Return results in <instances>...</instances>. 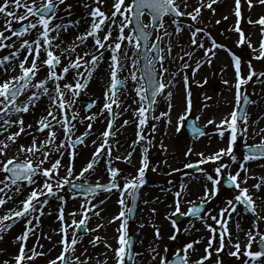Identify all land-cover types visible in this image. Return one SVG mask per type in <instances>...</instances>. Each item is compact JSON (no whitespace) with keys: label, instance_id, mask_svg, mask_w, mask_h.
I'll return each instance as SVG.
<instances>
[{"label":"snow or ice","instance_id":"obj_1","mask_svg":"<svg viewBox=\"0 0 264 264\" xmlns=\"http://www.w3.org/2000/svg\"><path fill=\"white\" fill-rule=\"evenodd\" d=\"M218 2L219 0H198L197 6L193 7L188 0H111L105 11L103 8L107 0H76L77 5L84 9V14L74 18V4L68 0H0V208L4 209L0 214V240L4 239L3 234L14 225L23 223L21 232L14 238L16 254L10 260L0 261V264H35L38 257L49 254L42 251L43 245L39 243L40 237L36 233L41 226V217L52 215V212L45 211L51 199L59 201L56 219L60 227L53 229V232L60 239L53 248L59 247L60 251L47 264H109V260L112 264H137V257H143L149 264H224V257L235 258L233 264H264V215L260 214L264 212V208H260V203H264V175H254L249 166L251 162L257 161L264 166V136H261L259 143L248 144L247 110H237L241 102L245 105L256 103L251 100L249 93L242 91V87L252 81L253 77L264 78V71L257 73L252 60H248V72L242 76L241 57L232 53L226 45L217 43L206 28L196 26L200 23L203 9L211 10L215 15L217 10L213 6ZM242 3L249 12L257 4L264 6V0H233L234 11L230 10V14L234 15L235 20L228 31L238 34L235 41L237 47L245 46L251 50L253 59L264 60V15L255 20L243 17ZM189 7H192L191 11H188ZM146 17H150L149 23L144 22ZM166 17L175 25L172 32L167 30ZM180 17L189 18L191 23L184 24L175 19ZM222 19L228 20L229 16L224 15ZM242 19H246L247 24L253 27L258 26L261 37L258 47L253 45L251 34L246 35L241 27ZM215 22L220 24L221 20L217 19ZM82 24L87 25L83 31ZM73 30L76 34L66 40L65 34ZM186 30L190 33L187 50L177 41L181 51L173 56L172 40ZM165 38L167 43L162 47ZM205 39L210 41V47L205 46ZM89 41L91 51L78 52L82 47L87 48ZM201 49L208 64L212 63L216 49H225L234 61L237 109L215 125L216 134L222 141H226L227 146L211 154L197 153L199 159L195 163L184 164L185 169H197L206 181L199 204L188 201L191 205L188 212H181V203L189 195L184 191L186 184L182 183L175 192L172 188L162 189L173 196V203L169 207H174V211L166 218L171 221L174 229L168 236L169 241L175 242L174 246L165 244L161 249V229L153 223L152 243L142 252H137L134 237L130 235L129 219L136 212L138 191L146 183L149 149L155 146L152 138L145 133V128L150 120L167 118L166 123H172L170 112L173 105L169 103L168 111H161L159 115L154 114L155 106L159 96H165L169 101L172 99L176 76L180 75V72L172 73L171 79L165 80V74L169 71L165 61H184L182 71L191 67L188 61ZM129 50H132L131 56ZM150 52H154L155 56L150 58ZM106 53L110 78L105 84L102 108L98 112H91L97 103L92 100L86 104L81 115V111L76 110L77 104L81 103L79 98L93 79L99 64L104 61ZM141 57L145 61L143 76L138 79L136 72H131V80L135 82L132 89L135 96L132 99L137 105L132 109L134 119H125L121 124V127L130 123L135 125V139L129 145L127 155L115 157V160L130 163L136 147L140 146V167L137 175L124 177L121 186L118 180L121 170L113 166V149L109 144V137L116 135L113 131L116 118L131 108V105L123 107L126 99H121V89L126 87L128 78L121 80L119 73L130 59L135 68ZM185 57L188 58L187 61ZM200 67L201 60H197L193 76ZM182 80L187 107L177 121V133L181 131L192 109L189 77L184 75ZM260 82L264 83V80ZM224 83L229 82L225 80ZM197 84L200 82L197 81ZM41 103L44 105L41 115L33 123H26L25 116L34 115ZM122 108L123 112L120 111ZM100 116L106 121L105 129L98 136L102 140L91 153L86 165L82 166L76 179L94 171L102 160L110 178L107 183L97 182L95 185L73 183L71 178L74 176V162L79 155L78 146H86V139L92 135L93 124ZM207 123L212 125L215 122L210 119ZM78 124L85 128L80 135H76ZM189 127L194 134L205 135L196 124ZM13 128L16 130L13 131ZM156 131V124H151L150 132ZM260 133H264V129H260L256 135ZM24 136L31 137L29 143H19ZM241 137L246 151L238 156L235 149ZM92 143L97 144V141L93 140ZM160 148L167 151L162 142ZM192 152L193 148L189 147L184 155L189 156ZM21 156L24 158L21 159ZM65 156L68 158L67 163H62ZM208 163L213 165L215 175L200 167ZM45 164L50 166L44 167ZM233 165L237 168L235 172L231 171ZM62 167L65 170L64 176L60 175ZM151 170L156 171L157 168L154 166ZM222 179H226V186L232 191L231 198L223 202L217 214L213 215L210 211L205 214L204 205L217 197ZM249 180L256 182L248 185ZM168 184L171 185L172 181L169 180ZM66 185H71L73 189L82 188L87 194L79 211L67 213V217L71 218L70 223L65 213L67 200L62 194ZM113 190L119 193V212L108 223L120 222L115 229L117 235L113 237L116 246L100 235H95L88 243L93 249L102 243L107 251L98 256H90L85 247L80 255H76L77 245L84 236L104 228L103 223H98L91 229L87 226L93 215L100 217L103 210L100 205L105 203L101 199L93 204L92 200L101 192L110 194ZM20 196L24 198L18 199ZM9 203L14 207L5 208ZM144 203L147 204L148 201ZM151 212L155 215L157 209L153 207ZM177 213L202 221L209 235L200 239H182V230L177 227V221L172 219ZM234 213L237 217L233 216ZM244 214H250V226L247 229L241 224ZM77 215L81 217L79 220L76 219ZM208 219L214 224H209ZM230 221L235 226V232L230 228ZM144 226L141 223L139 228ZM69 229L72 231L69 232ZM81 229L83 235L79 234L78 230ZM188 231L187 228L183 229V232ZM241 233L244 234L243 244ZM44 235L45 238L52 239L51 236ZM32 236H36V241L32 247H28ZM202 242L203 254L193 259V254L199 251L195 245ZM37 247L41 250L38 251ZM0 252L3 250L0 249ZM109 252L111 256L108 255Z\"/></svg>","mask_w":264,"mask_h":264},{"label":"rangeland","instance_id":"obj_2","mask_svg":"<svg viewBox=\"0 0 264 264\" xmlns=\"http://www.w3.org/2000/svg\"><path fill=\"white\" fill-rule=\"evenodd\" d=\"M68 2L74 4L73 11L77 15L83 9L82 7L77 5L76 0H68ZM188 3L190 4V0H188ZM192 6L195 7V6H197V4H192ZM103 10H105V9H103ZM191 10H192V7H189L188 11H191ZM105 11H107V10H105ZM250 15L255 16V17H257V16L259 17L260 15H264V6H254L252 8L251 12H249L246 10V7L242 3V16L247 18ZM213 16L214 15L211 12L204 11L202 16L200 17V23L197 24L196 26L206 28L207 32L211 34V36L217 41V43H221V44L226 45L228 49H231L232 53H235L236 55L241 57V59H242V76L246 75L248 72L247 63H246L248 60H252L253 67L257 73L264 71V60H255L252 58L253 54L251 53L250 49H247L245 46H241V47L236 46L235 41L238 38V34H236L235 32L228 31V29L233 26V23L235 20L234 15L229 16L228 20H223L221 18L220 24L210 26V19ZM257 18H255V19H257ZM255 19H253V20H255ZM165 20H166L167 30L169 32H172L174 30L175 25L172 24V22L169 21L167 18H165ZM180 20L184 24L191 23L190 19L187 17H181ZM149 21H150L149 17H146L144 19L145 23H149ZM249 26L250 25L247 24L246 19H242L241 27L245 31L246 35L249 34L248 33ZM253 32H259L258 26L256 27V29ZM181 34H183V35L180 36V38H181L179 40L180 44H182V42L188 43L189 37H190L189 31L186 30ZM231 35H233V36L231 38H229V36H231ZM153 40H154V37H153ZM166 43H167V38H165V41L162 43L161 46L163 47ZM207 44L210 47V41L207 40ZM221 50H224V52L221 54V56H219L216 60H212L211 64L206 63L205 64L206 66L204 67V69L199 68L200 69V71H199L200 75H198L197 79H196V75L193 76L190 74V72H193L194 67H192L191 69L186 68V69H183L181 71V65L184 63L183 61L176 60L174 62V61H171V59L165 61V66L169 70L168 73L165 74V80L171 79V74L177 73V72H180V76H182V77L184 75H187L189 77V88H190V91L192 93V96H191L192 109H191V112L188 113L187 118L184 122V126L181 127V131L179 133L176 132V134L174 135L175 137H173V138L171 137L170 141L165 140L164 137L162 136L163 132H164V118H162L159 121L152 120L149 123V125L145 128V133L147 135H149L150 138H152V143L155 146L151 147L149 149V169L146 171V174H145V177L148 178V187H146L141 192L140 207H139V211H138L136 221L134 222V224L132 226H130V224H129L130 235H133L135 238V241H136L135 251H137V252H142L150 243H152V237L154 235V229L151 225L153 223L161 229L162 237L165 233V235H164L165 238H163L159 242L161 249L163 248V246L165 244H169L170 246H174L175 242L168 240V236L172 233V231L174 229L171 226V221L166 218L170 213H172L174 211V207L164 206L166 199L170 198L173 200V196H172V193L163 192L162 189L166 188V187L172 188V191L175 192V191L179 190L180 185L182 183L184 184V181L186 180L185 178L190 177V176H196L197 178L199 176L203 177V174L200 173L199 171L191 172V171H189L190 169H185L183 167L184 164L188 163V162L195 163L199 159V156L197 155V153L204 152L205 154H211L212 151H216L222 147L227 146L226 141H222L218 135H214L213 132L215 131V129H213L212 125H207V120H209L211 118V116L214 114V112L216 111V108L211 107V104H213V106H215L216 103L220 101V97L226 93L227 84H229V83L225 84L224 83L225 77L223 75H221V76L219 75L220 70H221V64L224 61L227 62L230 59L226 53L228 51H226L225 49H221ZM129 51H130V53L132 52V50H129ZM78 52H81V51L78 50ZM128 63H127L128 64L127 72L119 75L121 80H124L126 77L128 78L126 87L123 88L121 91V99L122 100H125V99L127 100V98H128L127 93L129 92V90H131V93L130 92L129 93L133 94V96H135V93L132 91V89L135 85V82H133L131 80V72L135 71L138 79L141 77L139 63L135 68H133V66H132L131 59L128 60ZM157 67H159V65H157ZM102 69H103V67L100 63L96 72L94 73V75H96L97 73L100 74L102 72ZM198 70H196V71H198ZM107 71H108V73L106 72V75L103 76L105 84L109 81V78H110L109 77V68ZM260 79H257V77H253L252 81H250L247 85H244L242 87V91L249 93L251 100L256 101V103L251 104L249 109H248L249 130H248L247 142H248V144H252V145L259 143L261 136H264V133H260V135H256V133L260 132V129H264V122L257 129H256L257 125H255L256 123L261 122V119L264 116V114H263V111H264V83L257 85V82L259 83ZM197 81L200 82L199 85L197 84ZM90 86H88L87 89L84 90L81 97L79 98V100L81 102V103H79L80 108L78 109V107L76 106V110L81 111V113H83L82 110L84 109V106H83L84 101L90 102L92 100H96V98H97L96 95H91L90 90L92 88H90ZM127 86H129L130 88L128 89ZM215 88L218 90L215 91ZM166 92H167V89L165 90V94H166ZM235 92H236V89H233L234 98H235ZM181 98H183L182 104L186 108L187 107V99H186L185 88L183 90V96ZM165 100H166L165 96H159L158 97L157 105L155 106L156 107V111L154 113L155 115H159V113L161 111H167L168 110V108L166 109V107H165ZM184 101H185V104H184ZM129 105H131V108H129V110H128V111H130V114L128 113V111L123 112V110L121 111V109H120V111L123 112L122 116H124V117L121 119V117L118 116L117 118H119L121 120V121H118L120 126H118V127L113 126V131L116 132V135L114 136L115 147H114V150L112 151L113 166H115L116 168L121 170L120 176L118 177V180H119V183L121 184V186L124 183L123 178L129 177V176H134L135 171H137L138 168L140 167V165H139L140 162L138 163V160H139L138 156H136V160L134 159V154L136 151L132 155V159L135 160L133 167L130 166V163H126L123 160H119V161L115 160L116 156L127 155V153L130 150L127 151L126 148H129V145L135 139L136 128H135L134 124L130 123L127 126L121 127V124L123 123V121L125 119H128L130 121L132 119H134L132 109L137 107V105L133 101ZM205 105H207V106L205 107ZM113 107L115 108V106H113ZM43 108L44 107L42 106L41 111L36 113L35 115L27 114L25 116L26 123H33L32 120L34 119V121H35L41 115V113L43 112ZM234 109H237L236 100H235V104L233 105L231 111H233ZM105 115H106V113H105ZM191 117H194L196 119L199 126H201V127L206 126L207 127L208 130L204 136L190 137L187 134L186 125H187L188 119ZM197 117L199 119H197ZM96 124H97V121L94 122V125H93L94 129L93 130H95L97 128V127L95 128ZM151 124H156L157 131L155 133L150 132ZM104 125H105L104 123L101 124L100 128L101 127L103 128ZM78 128L79 127H77V129ZM12 130L15 131L16 129L13 128ZM81 132H79V133H81ZM27 138H28V136H24L23 138H21L19 140V143H21L22 141H23V143L26 142ZM73 138H75V137H73ZM101 140L99 139L97 141V144H93V143L88 144V141L86 139V141H87L86 146H83V145L79 146L80 147L79 148V155H78L77 160L74 162V176L71 178L72 181H79V182L81 181V182H85V183L96 184L97 182L101 183L103 181V179H105L104 177L98 178V179L94 178L95 175L100 174L99 173L100 171L98 169V165H96L94 171H90V172L86 173L84 176L85 178L82 177L79 180L76 179V176L79 175V170L82 168V166H85L87 163V159H88L87 154L90 155L94 151V149L97 147V145L101 142ZM161 142L162 143L165 142L164 145L166 146L167 151H164L160 148ZM242 142H243V138L241 137L240 140H238L237 146L235 149L238 156L243 153L240 149V148H243ZM24 144H26V143H24ZM189 147L193 148V152L191 155L185 156L184 153L187 150V148H189ZM121 148H122V150L119 152V149H121ZM85 157H86V159H85ZM20 158L23 159L24 157L21 156ZM65 159L66 160L68 159L67 156H65ZM225 160L227 161L226 157H225ZM165 161H166V163H165ZM49 166H50L49 164L44 165V167H49ZM154 166L157 168L156 171L151 170L152 167H154ZM249 166H250L252 173L254 175H256V176L264 175V166H262V162H260V161L251 162ZM200 167L206 169L209 174L215 175V173L212 171L213 165L211 163H208L205 165H200ZM173 169H179V171L173 172L172 171ZM236 170H237L236 165H233L231 171L235 172ZM225 171H228V170H225ZM169 173H171V174L169 175ZM60 175L64 176L65 175L64 171L60 170ZM242 175H243V173H242ZM83 178H84V180H83ZM93 178L96 182H94V180H91ZM169 180L172 181L171 185L168 184ZM188 180H191V179L189 178ZM204 181H205V179H204ZM255 182H256V180H249L248 185H251ZM208 183H209V187H210L211 186L210 182H208ZM196 185H198V183ZM199 188L203 189L204 185L203 184L199 185ZM189 190H191V189H189ZM197 191L198 190L195 189V192H197ZM62 194L65 196V198L67 200V203L65 205V213H66V219L70 223L71 218L67 217V213L72 212V211H77V210L79 211L80 204L85 199L82 197H79L77 195L71 194L68 191L67 186H65V189H64ZM115 195L117 196V195H119V193L115 191V192H112L108 196L110 197V196H115ZM231 195H232V191L225 190L223 188V186L221 185L220 191H219L217 197L214 200H212L210 203H207L208 207H207L205 214L208 211H210L213 215L217 214V212L219 210V208L217 207V204L220 201L223 203L226 199L231 198ZM109 197H104L102 199L105 200V202H106ZM52 200L55 201V199H52ZM93 200H95V199H93ZM93 200H92V202H93ZM144 201H148V203L145 204ZM195 201L197 204H199V202H200L199 200H195ZM130 202H131V200L129 199L128 200L129 206H130ZM172 203H173V201H171L170 205H172ZM58 204H59V201H56V202H54V209L49 208L48 210H45L46 212H49V211L52 212V215H46V216L41 217V225H43L45 223V221L50 222L51 220L55 219L56 223L58 224V227L56 229L59 228L60 224L56 219V209H57ZM190 206L191 205L189 203H187V204L181 203V212L186 213ZM100 207L102 209L104 207V204L100 205ZM150 207H155L157 209V213L155 215H153V213L150 212V210H149ZM1 210H3V208H1ZM1 210H0V214H2ZM258 211H260V209H258ZM150 214L152 215V217H151V221L148 222L147 217H149ZM260 214L264 215L262 212H260ZM235 216L237 217L236 213H235ZM244 217H247L250 220V214H244ZM80 218L81 217L79 215H77L76 219L79 220ZM172 219H173V217H172ZM207 222L209 224H214V222L211 219H208ZM141 223H143L145 225L144 228H142V229L139 228V225ZM16 225H14V227ZM115 226H117V224H115ZM14 227L5 233L4 239L2 241H5L6 244H4V249L2 247L3 252H0V256H1V253L5 252V250L10 249L9 246H10L11 239L14 238L13 234L16 233V231L12 232ZM177 227H179L182 230L181 231V237L184 240L200 239L201 237H206L209 235L204 224L201 223L200 220H198V219L188 220L182 225H177ZM185 228L189 229V231L183 232V229H185ZM71 231H72V229H69V232H71ZM102 231L105 232L106 229L99 230V232H96V233H89L88 235L84 236V239L82 240V242H80L77 245L78 251L76 252V255H80L85 247H87L88 250L89 249L92 250L93 248L91 247V245L89 244L87 246L85 243L88 242L92 236L100 235L102 237V234H101ZM165 231H167V232H165ZM102 239H106V238L102 237ZM142 240H143V243H141ZM2 241L0 240V247L2 246L1 245ZM109 241H111V240H109ZM98 246L99 247L101 246L102 249L104 248L102 243L99 244ZM104 250L107 251V249H105V248H104ZM59 251H60V248L57 247L56 250L51 255V258L56 257L59 254ZM13 254H16V250L14 251ZM48 260H49L48 256L38 257L35 261V264H47ZM234 261H235V258L224 257V264H233ZM109 264H112L111 260H109ZM137 264H149V261L144 260L143 257H137Z\"/></svg>","mask_w":264,"mask_h":264},{"label":"bare ground","instance_id":"obj_3","mask_svg":"<svg viewBox=\"0 0 264 264\" xmlns=\"http://www.w3.org/2000/svg\"><path fill=\"white\" fill-rule=\"evenodd\" d=\"M111 4V0H107V3L104 5V8L105 10L108 9V7L110 6ZM190 4H198V0H190ZM255 6H260V5H255ZM213 7L216 8V13L215 15L210 19V26H213V25H216V20L217 19H221L224 15H228V16H231L232 14H230V10H233V0H219V2L214 5ZM204 11H207V12H211V10H207V9H203L202 10V14ZM84 14V9H82L78 15L75 13V17H79L81 15ZM202 16V15H201ZM248 17H251L252 19H255L257 17L255 16H248ZM87 27L86 24H82L81 25V31H83V29ZM256 29V27H253L252 25L249 26V30H248V33L250 34L251 33V40L253 42V45L255 47H258V42L260 40V33L259 32H253L254 30ZM76 33L75 31H71L70 33L68 34H65V39H70L72 36H74ZM183 35V34H180L178 37H174L173 40H172V43L174 45V48H173V56H175L177 53H179L181 51L180 47L177 46V41H179L181 38L180 36ZM233 35L229 36V38H231ZM228 38V39H229ZM176 43V44H175ZM182 45L184 46L185 50H187V45L188 43L186 42H182ZM205 46L206 47H209L208 44H207V39H205ZM79 51H91V41L88 42V46L87 48H81V49H78ZM216 52V55L214 57H212V60H216L219 56H221V54L224 52V50H221V49H216L215 50ZM227 55L229 56V60L226 62L224 61L222 64H221V70H220V73L219 75H223L225 77V80H227L229 82V84H227V89H226V93L223 94L221 97H220V101L216 103L215 106H213V104H211V107H214L216 108V111L214 112V114L211 116V120H213L215 123L212 124V127L213 129H215V125L216 124H219L221 122V120H223L225 117H229L230 116V113L232 112V107L233 105L235 104V98H234V93H233V89H235L234 85H235V70H234V61L232 60L230 54L228 52H226ZM129 56H131V53L129 51ZM187 57H185V60L187 61ZM197 60H201V69H204V67L206 66L205 64L207 63V58L203 56V50H198L195 55L192 57V59L190 61H188V63H190L191 67L189 69H191L192 67L195 68V62ZM172 61V60H171ZM184 62V61H183ZM128 63V61H127ZM129 64V63H128ZM128 64L127 66L123 69L122 72L119 73L122 74V73H125L127 72V69H128ZM101 65L103 67L102 69V72L100 74H96L93 76V79L89 82V85L90 88H92L90 91H91V95H96L97 99L98 100V106L96 107V111H92V112H98V110L100 109V107L102 108L101 104V97L103 95V92L105 90V82H104V79H103V76L106 75V72L108 73V54L106 53L105 54V59L104 61L101 62ZM200 69L198 71H196L195 75H196V79L198 78V75H200ZM102 74V75H101ZM190 74L192 75V72H190ZM260 80H264V78H261ZM176 86L175 88L173 89V96H172V99L169 101V100H165V107L166 109L168 108V104L171 103L173 105L172 109H171V112H170V117H171V121L172 123L171 124H167L166 123V120L167 118H164V132H163V137L165 140H168L170 141L171 140V137H175L174 135L176 134V126H177V121L179 119V116L184 114L185 112V106L182 104L183 102V98H181L183 96V90H184V84H183V80H182V76L178 75L176 76ZM261 84V82H257V85ZM127 88L129 89L130 87L127 86ZM129 92L131 93V90H129ZM127 93L128 94V98L126 100V103L124 104L123 107L127 108L128 105L133 101L132 99V96L133 94H130V93ZM184 104H185V101H184ZM44 107L43 103H41L36 111H35V114L40 112L41 111V107ZM123 110V108L121 109ZM168 111V110H167ZM128 113L130 114V111H128ZM127 113V114H128ZM34 114V115H35ZM263 114H264V111H263ZM123 118V117H122ZM121 118V119H122ZM209 119V120H210ZM103 120V118L100 119V122ZM34 122V119L32 120ZM121 121V120H120ZM208 121V120H207ZM264 122V116L262 117L261 119V122L259 123H256L255 125L256 126V129L259 128V126H261V124ZM100 125V124H99ZM98 125V127H99ZM207 125H209L207 123ZM96 130H93V135H92V139L90 140V143H92L93 140H99L98 139V136L99 134L102 132L100 128H98ZM81 131H84L82 128H80ZM214 135H218L216 134V131L213 132ZM31 140L30 137L27 138L26 142L24 143H29ZM23 143V141L21 142ZM165 143V142H164ZM163 143V145H164ZM165 146V145H164ZM126 148V147H125ZM127 151L130 150L129 148H126ZM214 152V151H212ZM9 154H12V153H9ZM90 156L88 157L87 160L90 159ZM136 156H138L139 160H138V163L140 162L141 160V148L140 146H137L136 147V152L134 154V159L136 160ZM132 159V158H131ZM132 159L131 162H130V166L133 167L134 163H135V160ZM67 160L64 158V161L62 163H66ZM140 165V163H139ZM61 169H64L63 167ZM98 169H99V173L102 175V177H104V181L103 182H106L107 180H109V177L107 176V173L105 171V162L102 160L100 162V164L98 165ZM137 175V171H135V174L134 176ZM100 177L99 174L95 175L94 178H102ZM190 178L191 180H188ZM185 178L186 180L184 181V184L187 185V187L184 189V191H186L187 193H189V195L185 196L184 200L182 201V204H187L188 201H195V200H199V197H201L203 195V191H204V188L203 189H200L199 188V185L201 184H205V181H204V178L203 177H196V176H190V177H187ZM198 183V185H196ZM193 186V187H192ZM191 189V190H189ZM195 189H197L198 191L195 192ZM103 197H108L107 195L105 196H99L96 200H94L92 203L93 204H96L99 202V200H101ZM24 197L23 196H20L18 197V199H23ZM118 196H111L107 199V201L104 203V207L102 208L103 210L101 211V214H100V217H96V216H92V218L88 221V228L91 229V228H94L96 226V224L98 223H103L104 224V228L102 229H106L105 232H101L102 234V237H105L109 243H111L113 246L116 245V241L113 237H115L117 235V233L115 232V229L118 227L119 225V221H116L114 223H111L109 224L108 221L115 215L118 214V211H119V205L117 203V200H118ZM171 201H173L172 199H166L165 201V205L164 206H169L171 204ZM54 202L56 201H53L51 200L49 202V206H47L45 208V210H48L49 208L50 209H54ZM259 203V202H258ZM222 202L220 201L218 204H217V207L220 208L222 206ZM11 207H14V205L12 203H9L8 205L5 206V208H11ZM101 208V207H100ZM153 207H150L149 210L151 212V209ZM260 208H264V203H260ZM1 210V208H0ZM2 213L4 211L1 210ZM78 211V210H77ZM152 213V212H151ZM264 214V212H262ZM91 215V214H90ZM46 216V215H45ZM234 217L235 216V213L233 214ZM151 217L152 215L150 214L149 217H147V221H151ZM202 223V221H200ZM115 224H117V226H115ZM230 224V228L233 232H235V226L234 224L230 221L229 222ZM241 224H242V227H244L245 229H247L249 226H250V220L249 218L247 217H244V219L241 221ZM115 226V227H114ZM58 227V224L56 223L55 219L51 220L50 222L48 221H45V223L43 225L40 226V229L37 231L36 233V236H39L40 239H39V243L43 245V249L42 251L46 252V253H49L48 256L49 259L51 258V255L53 254V252L56 250V248H53V245L56 244V241H58L60 239L59 235H57L55 232H53V229H56ZM60 227V226H59ZM23 228V223H17V225L14 227V229L12 230L13 231H16L15 234H13L14 238L17 234H19L21 232ZM100 229V230H102ZM167 232V231H165ZM44 234H47V236H51L52 239L49 240L47 238H45V235ZM165 235V233H164ZM163 235V238H165ZM4 236H5V233H4ZM36 236H32L30 237L29 241H28V247H32L33 243L36 241ZM240 237H241V243L243 242L244 243V234L241 233L240 234ZM14 238L11 239V242H10V249L8 250H5L4 253H1V256H0V261L2 260H5V259H11V257L15 254L14 251L16 250L17 251V245L14 243ZM2 241V240H1ZM242 243V244H243ZM4 244L5 241H2L1 243V247L0 249H4ZM87 246L89 245L88 242L85 243ZM196 248L199 249L198 252L194 253L193 254V259L199 257L200 255L203 254V248H204V243L202 242L201 244H198V245H195ZM49 249H52L51 252H49ZM37 250L39 251L40 248L37 247ZM105 252L104 248L102 249V247L100 246H97L96 248L94 249H89L88 250V255H99L100 253H103ZM109 256H111V252L108 253ZM100 258L103 259V257L101 256ZM14 264V262H13Z\"/></svg>","mask_w":264,"mask_h":264},{"label":"water","instance_id":"obj_4","mask_svg":"<svg viewBox=\"0 0 264 264\" xmlns=\"http://www.w3.org/2000/svg\"><path fill=\"white\" fill-rule=\"evenodd\" d=\"M136 203L137 201L135 202V207H136ZM183 221V218H180L179 222H182Z\"/></svg>","mask_w":264,"mask_h":264}]
</instances>
